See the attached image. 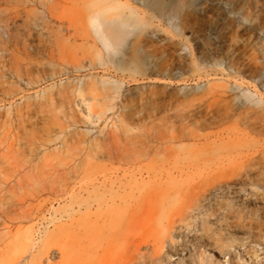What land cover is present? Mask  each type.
Here are the masks:
<instances>
[{
	"label": "rangeland",
	"instance_id": "rangeland-1",
	"mask_svg": "<svg viewBox=\"0 0 264 264\" xmlns=\"http://www.w3.org/2000/svg\"><path fill=\"white\" fill-rule=\"evenodd\" d=\"M160 1L0 0V264H264V0Z\"/></svg>",
	"mask_w": 264,
	"mask_h": 264
},
{
	"label": "bare ground",
	"instance_id": "bare-ground-1",
	"mask_svg": "<svg viewBox=\"0 0 264 264\" xmlns=\"http://www.w3.org/2000/svg\"><path fill=\"white\" fill-rule=\"evenodd\" d=\"M145 4L149 5V4H159L161 5V1L160 0H142ZM126 20H120V21H117L116 24L119 25V26H125L126 24ZM116 25L112 23L111 25V32L113 34H117L118 33V30L115 28ZM95 28L96 30L98 31L99 33V39H100V42L101 44L103 45V47L106 49V50H114V43L112 42V40L105 34L103 33L102 29H101V23H99L98 21L96 22L95 24ZM84 115V118L86 119V121H90L91 124H94L95 121L98 119L97 117H95L93 114H91V112L87 109V111L85 113H83ZM208 254V253H206ZM205 254V255H206ZM207 256H209V259L211 258V254H208ZM215 262H212L211 264H214ZM216 264V263H215Z\"/></svg>",
	"mask_w": 264,
	"mask_h": 264
}]
</instances>
